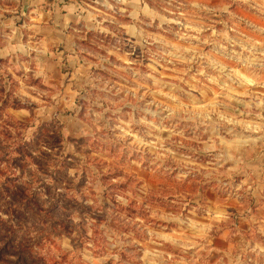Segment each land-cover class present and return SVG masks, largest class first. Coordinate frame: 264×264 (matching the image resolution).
Returning <instances> with one entry per match:
<instances>
[{"label":"clouds","instance_id":"1","mask_svg":"<svg viewBox=\"0 0 264 264\" xmlns=\"http://www.w3.org/2000/svg\"><path fill=\"white\" fill-rule=\"evenodd\" d=\"M0 264H264V0H0Z\"/></svg>","mask_w":264,"mask_h":264}]
</instances>
